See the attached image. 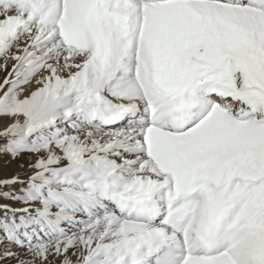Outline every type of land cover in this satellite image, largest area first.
Segmentation results:
<instances>
[{"label":"snow or ice","instance_id":"obj_1","mask_svg":"<svg viewBox=\"0 0 264 264\" xmlns=\"http://www.w3.org/2000/svg\"><path fill=\"white\" fill-rule=\"evenodd\" d=\"M0 73V264H264V0H0Z\"/></svg>","mask_w":264,"mask_h":264},{"label":"rangeland","instance_id":"obj_2","mask_svg":"<svg viewBox=\"0 0 264 264\" xmlns=\"http://www.w3.org/2000/svg\"><path fill=\"white\" fill-rule=\"evenodd\" d=\"M4 74L0 73V78H2ZM26 163V162H25ZM21 172L23 175L24 172L19 168V162H8L6 157H0V178L12 176L17 172Z\"/></svg>","mask_w":264,"mask_h":264}]
</instances>
